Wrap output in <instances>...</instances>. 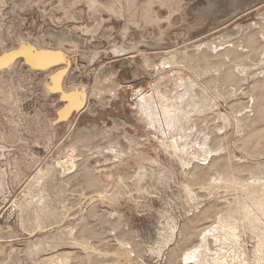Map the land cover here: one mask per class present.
Instances as JSON below:
<instances>
[{"label": "rangeland", "instance_id": "rangeland-1", "mask_svg": "<svg viewBox=\"0 0 264 264\" xmlns=\"http://www.w3.org/2000/svg\"><path fill=\"white\" fill-rule=\"evenodd\" d=\"M14 51L0 63V264H264V0H0V57ZM170 54L184 65L144 63ZM175 71L217 107L168 131L139 98Z\"/></svg>", "mask_w": 264, "mask_h": 264}, {"label": "bare ground", "instance_id": "bare-ground-1", "mask_svg": "<svg viewBox=\"0 0 264 264\" xmlns=\"http://www.w3.org/2000/svg\"><path fill=\"white\" fill-rule=\"evenodd\" d=\"M204 47H207V48L211 49V44H207V43L201 44V45L197 46V50H201L200 48H204ZM183 57H184V59H186V57H188V56L186 55V56H183ZM7 60H9V59H7ZM144 63H146V66L148 65L149 67H152L153 70H156V72L166 71V70L172 69V68L175 69L176 66L184 65L183 62H179L177 60V58L174 55H172V54H170V57L162 59L160 61V63L156 64V65H154V64L150 65V61H149V59L147 57H145V62ZM50 64L44 63L43 67H47ZM194 73L196 75L195 77H198V78H200L201 76H204V74H206V73H203V72L201 74V70L200 71L196 70ZM207 73H208V71H207ZM174 75H165L164 77H160L152 85V89H153L152 95L146 96L144 94L145 95L144 97L139 98V106H140V109L142 111L141 113L145 116V118L147 119L149 124H150L151 121L156 122V120H158L160 122H166V123L168 122V123L171 124L170 128L168 129V131L169 130L172 131L173 127L174 126H178L179 123H181V121L182 122L183 121L190 122L191 118L195 115L194 113H196L199 116L200 115L203 116L205 113L212 112L214 110V108L216 109V107H217L216 102H215L216 99L210 93L211 90L208 91L204 86L203 87L205 88V90L202 89L190 77H187V79L185 78V80H184V78L181 77V73L179 71H175ZM198 80L199 79H197V81ZM168 81L169 82L171 81L174 84L175 89L177 91L176 93H174V94H172L173 92L170 93V91H169L170 89L169 90L166 89V91H164L165 93H161L162 91L160 90V88L164 87V84L166 82H168ZM172 89H174V88H172ZM179 89H181V91H179ZM209 89H211V88L209 87ZM214 93H215L216 96H218V93H216V92H214ZM79 99H80V96H79ZM81 100H83V99H81ZM219 117L220 118L222 117L221 114L219 115ZM223 118L224 117H222L221 119H223ZM153 130H155V129L153 128ZM203 144H204V142H203ZM206 144H208V143H206ZM178 145L179 144L176 141H173L171 143V147H172L173 151L177 150ZM180 145H182V144H180ZM209 145H210V143H209ZM208 153L210 154L212 152H208ZM177 154H179V153H177ZM182 159H181V161H183ZM184 162H186L185 158H184ZM51 171H53V169L49 168V166H48V167L45 168V170H39L37 172V176L41 179V178L44 177L43 175H46V174L50 173ZM256 176H259V177H256L253 182H254V184H256V183L260 184V187H261V189L259 191L260 192V196H264V181L262 182V180H264V177H262L261 173L256 175ZM219 180L226 181L230 185L231 184L236 185L237 187H239L243 191L245 190V188L250 186L249 183L244 182L245 180L241 181L239 177L236 178V177H233V176H231V177H228V176H222L221 177L220 176ZM251 185H252V183H251ZM252 204H254V206H256L258 209H260V211L264 212V204L263 203H261V202L254 203L253 202ZM36 206H37V204H36ZM241 214H243V216L245 218H247V219H249L250 215H251V214H249V212H248V210L246 208H242ZM227 224L228 225H222L220 222H218V226L219 227H223L225 229H228L229 231L230 230L232 231L233 230V228H232L233 225L231 227L230 226L231 223L230 224L227 223ZM262 240H263L262 242L264 243V237H263ZM86 247H87V245H86ZM64 259H66V258H64ZM49 260H52V258L49 259ZM46 261L48 262V260H46Z\"/></svg>", "mask_w": 264, "mask_h": 264}, {"label": "snow or ice", "instance_id": "snow-or-ice-1", "mask_svg": "<svg viewBox=\"0 0 264 264\" xmlns=\"http://www.w3.org/2000/svg\"><path fill=\"white\" fill-rule=\"evenodd\" d=\"M25 53L23 51H14L10 53H6L4 56L0 57V63H3L6 59L15 58L16 56H23ZM39 57H43V62L46 64L55 63V60L53 58V54L51 53H41L38 54ZM56 79L55 77L53 78ZM66 99H71V97H66Z\"/></svg>", "mask_w": 264, "mask_h": 264}, {"label": "water", "instance_id": "water-1", "mask_svg": "<svg viewBox=\"0 0 264 264\" xmlns=\"http://www.w3.org/2000/svg\"><path fill=\"white\" fill-rule=\"evenodd\" d=\"M49 67V66H48ZM48 67H44V68H48Z\"/></svg>", "mask_w": 264, "mask_h": 264}]
</instances>
